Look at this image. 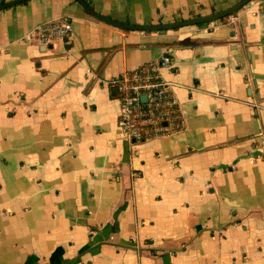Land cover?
<instances>
[{
  "label": "crops",
  "instance_id": "1",
  "mask_svg": "<svg viewBox=\"0 0 264 264\" xmlns=\"http://www.w3.org/2000/svg\"><path fill=\"white\" fill-rule=\"evenodd\" d=\"M86 1L155 24L240 0ZM62 17L69 40L26 38ZM164 54L185 125L133 148L108 82ZM0 264H264V0L166 31L77 0L0 10Z\"/></svg>",
  "mask_w": 264,
  "mask_h": 264
},
{
  "label": "built area",
  "instance_id": "2",
  "mask_svg": "<svg viewBox=\"0 0 264 264\" xmlns=\"http://www.w3.org/2000/svg\"><path fill=\"white\" fill-rule=\"evenodd\" d=\"M72 33L71 20L62 17L36 26L26 38L49 45L56 39L69 40ZM171 65L170 55L164 54L158 60L126 71L108 82L119 104L118 125L133 148L149 138L180 130L179 101L171 83L160 73L161 67ZM143 95L146 100L142 99ZM181 119L183 122V115Z\"/></svg>",
  "mask_w": 264,
  "mask_h": 264
},
{
  "label": "water",
  "instance_id": "3",
  "mask_svg": "<svg viewBox=\"0 0 264 264\" xmlns=\"http://www.w3.org/2000/svg\"><path fill=\"white\" fill-rule=\"evenodd\" d=\"M26 0H11V1H4L0 3V10H3L5 8L14 6L18 3L24 2ZM90 14H92L97 19L106 22L108 24H111L113 26H116L121 29H127V30H145V31H166V30H172V29H178L184 26H191V25H197L200 23H208V22H214L216 20H220L222 18H225L227 16L231 15H237L238 11L249 5L253 0H240L236 4L229 6L225 9L214 11L209 14L204 15H198L192 18L182 19L178 21H173L169 23H151V24H131V23H124L118 20H115L109 16H105L101 14L99 11H97L95 8H93L86 0H77ZM143 100H146V95L142 96Z\"/></svg>",
  "mask_w": 264,
  "mask_h": 264
},
{
  "label": "trees",
  "instance_id": "4",
  "mask_svg": "<svg viewBox=\"0 0 264 264\" xmlns=\"http://www.w3.org/2000/svg\"><path fill=\"white\" fill-rule=\"evenodd\" d=\"M223 19V18H222ZM203 24H205V23H200V24H198V25H203ZM177 116L179 117V123H180V129H182L183 127H184V125H185V122L183 121H181L182 119V115H181V113H177Z\"/></svg>",
  "mask_w": 264,
  "mask_h": 264
}]
</instances>
